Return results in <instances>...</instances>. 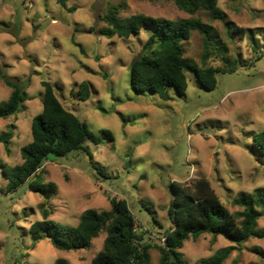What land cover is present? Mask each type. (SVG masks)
I'll use <instances>...</instances> for the list:
<instances>
[{
	"label": "rangeland",
	"instance_id": "obj_1",
	"mask_svg": "<svg viewBox=\"0 0 264 264\" xmlns=\"http://www.w3.org/2000/svg\"><path fill=\"white\" fill-rule=\"evenodd\" d=\"M60 2L0 0V67L12 80L29 81L23 111L0 119V135L17 126L11 154L0 142V264H91L107 237L102 232L89 248L71 251L56 249L48 239L36 240L31 226L43 219V197L28 185L8 191L3 171L23 163L21 149L32 142L33 119L43 110L42 81L52 83L65 109L91 132L114 136L98 146L88 143L92 158L76 152L45 163V183L57 185L50 199L55 223L77 226L86 210L108 211L112 198L124 199L145 242L159 246L173 226L174 184L191 188L200 180L210 182L231 212H241L234 200L264 189V156L253 139L264 132V0H219L225 21L206 11L191 15L169 0ZM115 7L122 18L199 19L210 26L215 37L209 46L194 31L184 49L185 58L198 67L226 71L218 74L216 89L207 91L188 72L186 93H173L170 101L138 94L130 68L143 54L151 28L128 39L101 35L107 27L103 18ZM82 82L91 86L86 101L78 96ZM11 92L0 78V105ZM258 227L264 229V217ZM230 246L221 236L204 234L187 241L180 252L186 264H200ZM150 254L152 264H160L157 247ZM224 264H264V239L236 246Z\"/></svg>",
	"mask_w": 264,
	"mask_h": 264
},
{
	"label": "trees",
	"instance_id": "obj_2",
	"mask_svg": "<svg viewBox=\"0 0 264 264\" xmlns=\"http://www.w3.org/2000/svg\"><path fill=\"white\" fill-rule=\"evenodd\" d=\"M60 1L65 5L64 0ZM169 1L191 15L206 11L213 15V19H226L218 11L219 0ZM103 19L107 27L100 33L110 38L117 35L128 39L151 28L143 54L130 68L132 88L138 94L151 93L164 101H170L173 93H186L188 72H194L202 81L203 88L212 91L218 86V74L226 72L213 67H198L185 58L184 43L191 40L194 31L205 36V46H209L210 40L215 37L211 35V27L199 19L172 21L143 14L122 18L116 7ZM207 58L208 53L204 55L203 61L206 62ZM229 70L234 72L235 69ZM0 78L12 91L9 99L0 105V119L16 117L29 99V81L12 80L1 67ZM41 84L43 110L33 119L32 142L21 149L23 163L3 171L9 181V192L28 185L30 191L39 193L44 199L39 205L43 219L31 226V233L36 240L48 239L60 251L80 250L89 248L92 241L105 232L107 237L104 248L93 258L91 264H152L150 250L154 247L160 251V264H186L180 252L185 243L210 234L214 237L221 236L234 246L219 250L200 264H224L232 251L236 250V246H242L251 238L264 239V229L258 227L259 220L264 217V189L258 188L250 194L242 193L234 200V205L243 210L233 213L221 202L207 180H200L191 188L174 184L175 197L169 210L173 226L159 246L145 242V232H141L136 217L124 199L112 198L108 211L86 210L77 226L55 223L51 220L54 210L50 199L57 193V185L45 183V163L51 157L67 158L76 152H84L92 158L93 154L87 144L98 146L106 139L114 141V136L110 131H103L101 135L91 132L77 115L65 109L51 82L42 81ZM78 96L83 101L90 98L89 82L79 85ZM16 129L17 126L12 124L0 135V142L4 144L8 154H11V140ZM253 139L264 156V132L255 133ZM56 264L67 262L58 260Z\"/></svg>",
	"mask_w": 264,
	"mask_h": 264
},
{
	"label": "water",
	"instance_id": "obj_3",
	"mask_svg": "<svg viewBox=\"0 0 264 264\" xmlns=\"http://www.w3.org/2000/svg\"><path fill=\"white\" fill-rule=\"evenodd\" d=\"M76 250V249H75Z\"/></svg>",
	"mask_w": 264,
	"mask_h": 264
}]
</instances>
